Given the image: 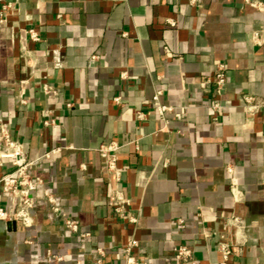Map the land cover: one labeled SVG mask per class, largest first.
<instances>
[{
    "label": "crops",
    "instance_id": "obj_1",
    "mask_svg": "<svg viewBox=\"0 0 264 264\" xmlns=\"http://www.w3.org/2000/svg\"><path fill=\"white\" fill-rule=\"evenodd\" d=\"M28 27L40 42L29 40ZM23 49L36 61L31 75ZM217 63L226 75L219 95L202 79ZM43 74L55 93H42ZM156 89L185 115L162 119L152 108ZM244 95L264 100V12L244 0H18L0 24V121L29 159L61 147L34 172L87 235L67 232L40 204L29 228L9 231L0 221V264H124L132 236L139 264H177L171 256L181 244L199 264H219L233 213L244 218L247 241L228 264H264V107L247 113ZM112 140L119 183L97 152ZM114 188L129 198L136 224L115 217L107 203Z\"/></svg>",
    "mask_w": 264,
    "mask_h": 264
},
{
    "label": "built area",
    "instance_id": "obj_2",
    "mask_svg": "<svg viewBox=\"0 0 264 264\" xmlns=\"http://www.w3.org/2000/svg\"><path fill=\"white\" fill-rule=\"evenodd\" d=\"M195 0H190L194 3ZM246 4L251 5L255 9L264 12V5L259 1L244 0ZM18 0H4L0 5V24L6 23L8 16L14 11ZM167 23L175 25V21L167 19ZM30 41L37 43L41 41L39 32L33 27H28L25 30ZM251 41L254 44H261L257 32L251 36ZM21 61L28 68L30 75L34 73L36 67L35 58L29 56L26 50H22ZM204 83H209L214 89V93L221 94L226 81L225 67L222 63H217L214 67L212 76L203 77ZM41 91L45 95L55 93L54 88L47 82L45 74L40 75ZM29 77L24 78L19 83L18 99L20 103H25L24 89L28 83ZM162 94L161 89H156L152 96V108L163 119L166 113H173L175 117L182 118L185 115L186 107H175L164 104L160 101ZM119 102V98H115ZM243 103L247 113L254 114L260 108L264 107V100L252 95H244ZM70 103L67 106L70 107ZM214 108L218 107V103L213 104ZM46 118L43 120V125L47 126L53 122L49 118V111L45 112ZM138 119L143 118L142 112H137ZM264 139V133H263ZM120 144L117 141H110L108 144L100 145L97 152L102 159L103 168L108 177L115 183L121 180V169L118 166L117 152ZM61 147H53L45 150L40 157L29 159L22 148L20 142L15 140L9 128L0 121V168L3 167L4 161L9 162V170L0 176V189L5 197V203L0 200V221H14L17 225L23 228H29L33 224L32 211L40 204H45L58 217L63 228L72 234L86 236V233H80L77 221L69 216L59 205L57 196L50 191L46 186L44 179L34 172V167L41 159H53L59 152ZM230 171V167H228ZM39 191V192H38ZM232 193L235 201L239 200V191L233 187ZM108 205L112 208L115 217L126 224H136L137 218L130 212V200L126 198L122 191L114 188L108 199ZM182 224V221H179ZM227 230L231 231V237L228 240H221L217 244V251L220 255L219 264H228V260L232 254H240L241 246L247 241L245 235V220L242 216L233 213L227 221ZM223 237V236H222ZM138 241L135 237H131L123 249L124 264H139L136 255ZM98 255L97 263H101L104 254L103 248H95ZM264 254V247L262 248ZM51 261L59 262L62 256L48 253ZM177 264H199L194 256L193 251L187 245H178L173 248L172 256Z\"/></svg>",
    "mask_w": 264,
    "mask_h": 264
},
{
    "label": "water",
    "instance_id": "obj_3",
    "mask_svg": "<svg viewBox=\"0 0 264 264\" xmlns=\"http://www.w3.org/2000/svg\"><path fill=\"white\" fill-rule=\"evenodd\" d=\"M5 227H6V229L9 230V231L14 230L15 227H16V223H15L14 221H8V222H5ZM7 239H8V241H9L10 244L13 243V242H15V238H14V236H9ZM9 246H10V245H9ZM10 248H11V247H10Z\"/></svg>",
    "mask_w": 264,
    "mask_h": 264
}]
</instances>
